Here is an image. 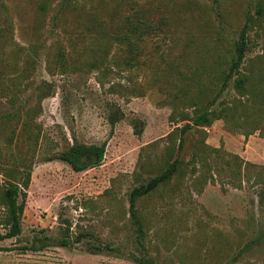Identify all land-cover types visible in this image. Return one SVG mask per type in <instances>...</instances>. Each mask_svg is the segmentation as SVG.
<instances>
[{
	"label": "rangeland",
	"instance_id": "374dc122",
	"mask_svg": "<svg viewBox=\"0 0 264 264\" xmlns=\"http://www.w3.org/2000/svg\"><path fill=\"white\" fill-rule=\"evenodd\" d=\"M246 17L243 70L264 83V0H0V236L3 190L28 179L0 264H264V124L181 131ZM126 21L150 29L132 48ZM73 144L102 161L73 171L57 158ZM174 160L137 225L131 190Z\"/></svg>",
	"mask_w": 264,
	"mask_h": 264
},
{
	"label": "trees",
	"instance_id": "16d2710c",
	"mask_svg": "<svg viewBox=\"0 0 264 264\" xmlns=\"http://www.w3.org/2000/svg\"><path fill=\"white\" fill-rule=\"evenodd\" d=\"M262 8L258 7L257 14L262 13ZM250 17V16H249ZM246 17L244 30L240 35L239 42L234 43V56L228 66L227 71L220 73L215 84V94L208 103L202 107L198 106L193 110L189 121L181 129L191 127H203L210 125L215 120H223L228 129L239 126L256 129L264 124V83L262 78H256L251 71H244L243 65L246 54L247 31L250 29L252 18ZM127 34L121 36L118 41L124 42L132 48L130 38H142L146 33H150L147 24L140 21L124 23ZM229 91L236 95L229 101L224 102L222 96ZM135 132L138 133L135 126ZM248 134V133H247ZM105 146L73 144L57 155V158L67 163L75 172H79L89 166L99 164L104 156ZM179 169L178 160L171 162L160 174L149 179L145 184L139 185L131 190L129 194V207L135 222L136 219L135 202L136 199L150 194L160 185L168 182ZM28 186V179L22 183H9L3 190L2 200L6 206V223L8 230L0 236V240L12 238L20 233V217L23 212L26 194L24 190ZM20 196V201L18 198Z\"/></svg>",
	"mask_w": 264,
	"mask_h": 264
}]
</instances>
